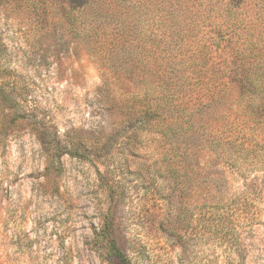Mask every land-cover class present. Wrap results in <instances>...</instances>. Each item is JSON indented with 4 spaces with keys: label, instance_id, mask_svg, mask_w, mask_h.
I'll use <instances>...</instances> for the list:
<instances>
[{
    "label": "trees",
    "instance_id": "obj_1",
    "mask_svg": "<svg viewBox=\"0 0 264 264\" xmlns=\"http://www.w3.org/2000/svg\"><path fill=\"white\" fill-rule=\"evenodd\" d=\"M57 3L0 0V11L41 29L54 24L52 10L61 11L63 26L98 55L103 75L121 82L119 96L104 98L121 115L120 135L101 149L125 169L133 166L138 180L159 182L164 210L176 220L171 234L158 222L159 234L180 240L191 234L243 251L245 236L262 223L264 176L259 182L249 175L264 174V0H61L56 9ZM4 50L0 34V100L12 93ZM74 148V154L93 150ZM135 157L142 159L137 165ZM232 176L249 182L233 191ZM178 192L190 193L185 207L175 206ZM100 243L122 264L161 261L145 245L124 251L109 221Z\"/></svg>",
    "mask_w": 264,
    "mask_h": 264
},
{
    "label": "rangeland",
    "instance_id": "obj_2",
    "mask_svg": "<svg viewBox=\"0 0 264 264\" xmlns=\"http://www.w3.org/2000/svg\"><path fill=\"white\" fill-rule=\"evenodd\" d=\"M60 2L54 8H62ZM61 14L52 10L54 24L41 29L0 11L12 92L0 100V264H122L100 243L108 221L124 251L131 255L145 245L160 264H264V194L262 223L245 236L243 251L191 234L181 240L159 234L158 222L171 234L176 221L164 210L159 182L138 180L133 166L125 169L101 149L109 136L117 142L120 135L121 115L107 109L104 98L119 96L122 84L111 72L103 75L98 55L69 33ZM78 143L91 154H74ZM256 175L262 182L260 171L249 179ZM249 179L232 176L230 186L240 190ZM180 192L173 197L176 208L199 199L196 188L191 199Z\"/></svg>",
    "mask_w": 264,
    "mask_h": 264
}]
</instances>
